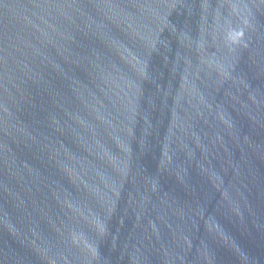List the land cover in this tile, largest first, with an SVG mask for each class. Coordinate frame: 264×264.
Returning <instances> with one entry per match:
<instances>
[{"label":"water","instance_id":"95a60500","mask_svg":"<svg viewBox=\"0 0 264 264\" xmlns=\"http://www.w3.org/2000/svg\"><path fill=\"white\" fill-rule=\"evenodd\" d=\"M0 264H264V0H0Z\"/></svg>","mask_w":264,"mask_h":264}]
</instances>
